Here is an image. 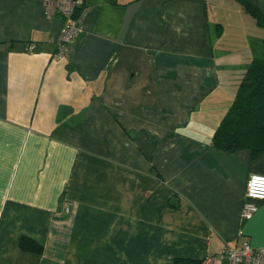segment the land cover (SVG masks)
<instances>
[{
  "label": "crops",
  "instance_id": "crops-1",
  "mask_svg": "<svg viewBox=\"0 0 264 264\" xmlns=\"http://www.w3.org/2000/svg\"><path fill=\"white\" fill-rule=\"evenodd\" d=\"M84 3L59 60L63 19L42 0H0V264H173L264 246V200L240 220L264 151L211 143L236 90L217 1Z\"/></svg>",
  "mask_w": 264,
  "mask_h": 264
},
{
  "label": "trees",
  "instance_id": "trees-1",
  "mask_svg": "<svg viewBox=\"0 0 264 264\" xmlns=\"http://www.w3.org/2000/svg\"><path fill=\"white\" fill-rule=\"evenodd\" d=\"M236 1L257 25L264 27V9L259 2ZM83 7H86L84 0L77 12ZM211 143L228 153L247 149L252 158L264 151V58L253 57L241 71L232 102L216 126ZM20 246L41 251L39 245L26 237L20 239ZM173 264H202V259H175Z\"/></svg>",
  "mask_w": 264,
  "mask_h": 264
},
{
  "label": "built area",
  "instance_id": "built-area-1",
  "mask_svg": "<svg viewBox=\"0 0 264 264\" xmlns=\"http://www.w3.org/2000/svg\"><path fill=\"white\" fill-rule=\"evenodd\" d=\"M46 16H60L63 24L56 40V51L53 57L63 59L68 54V45L77 38L83 28L82 20L86 7L77 10L83 5V0H42ZM264 200V174L250 173L245 184V193L240 210V220L250 219L257 211V201ZM65 212L69 207H65ZM202 264H264V246L252 247L248 241L226 243L219 252L207 255L202 259Z\"/></svg>",
  "mask_w": 264,
  "mask_h": 264
},
{
  "label": "rangeland",
  "instance_id": "rangeland-1",
  "mask_svg": "<svg viewBox=\"0 0 264 264\" xmlns=\"http://www.w3.org/2000/svg\"><path fill=\"white\" fill-rule=\"evenodd\" d=\"M211 2V0H209ZM216 11L219 16V36L216 42L217 46L221 49L228 50L229 55L233 56L232 60L234 66L232 65L230 75L226 80L227 84H231L236 88L237 78L239 77L241 71L247 66L249 61L253 57L264 58V27L255 25L252 18H247L243 16L242 22L236 19L238 14V6L235 7L233 4L236 0H216ZM254 1V0H253ZM257 1V0H255ZM261 1V2H260ZM259 3L264 9V0H260ZM258 2V1H257ZM227 3V5H224ZM233 3V4H232ZM215 6V7H216ZM211 11L214 12V5H210ZM221 16V17H220ZM212 30L214 28L212 27ZM233 64V63H232ZM227 88L231 87L225 85ZM231 92L227 91L225 97L231 96ZM232 93V96H234Z\"/></svg>",
  "mask_w": 264,
  "mask_h": 264
}]
</instances>
